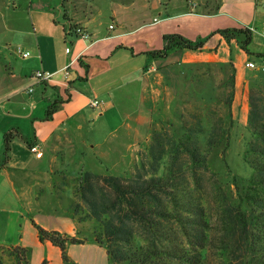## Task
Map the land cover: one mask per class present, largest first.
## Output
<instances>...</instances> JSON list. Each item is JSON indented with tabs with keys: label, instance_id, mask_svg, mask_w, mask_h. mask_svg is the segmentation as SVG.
<instances>
[{
	"label": "crops",
	"instance_id": "0c3cea01",
	"mask_svg": "<svg viewBox=\"0 0 264 264\" xmlns=\"http://www.w3.org/2000/svg\"><path fill=\"white\" fill-rule=\"evenodd\" d=\"M183 1L96 0L88 8L99 9L90 14L78 13L65 0L0 2V244L31 248V264H43L45 260L66 264L59 247L40 241L35 222L44 229L84 240L68 246L73 262L110 264L107 248L95 239L96 225L86 222L84 227L83 221L72 216L69 206L73 195L64 209L51 198L70 176L77 177L82 169L93 171L88 158L94 156L97 160L98 149L106 173L122 165L117 175L130 176L140 164L141 152L147 151L123 140L124 132L133 131L125 126L116 105L117 96L126 87L129 92L138 77L187 56L231 61L236 69L235 111L239 91L245 88L246 92L253 72L246 63L254 61V55L247 54L237 39L228 42L218 31L250 28V50L264 53L254 48L255 34L261 32L258 28H264L263 0ZM106 5L109 17L103 15ZM154 12L159 17L152 18ZM155 18L159 22L154 23ZM112 23L114 29L109 28ZM76 24L90 31V40L71 31ZM170 35L205 45L197 51L174 49L167 57L154 54L164 48L165 36ZM27 51L31 54L23 56ZM68 64L71 73L66 78L63 69ZM38 70L53 72L54 78L38 82L34 78ZM94 100L100 102V112H95L99 106L93 107ZM49 107L54 111L47 117ZM242 110L248 119L247 102ZM100 119L108 128L97 127ZM9 132L19 137L13 140L10 160L5 163V136ZM109 139H113L110 144ZM28 142L37 144L43 156L31 152ZM86 142L90 149L84 146ZM72 147L78 149L76 158L80 160L74 159L79 168L73 172L66 170L71 164L68 158ZM20 222L22 228L16 236L5 235V228ZM85 230L88 232L83 233Z\"/></svg>",
	"mask_w": 264,
	"mask_h": 264
},
{
	"label": "trees",
	"instance_id": "16d2710c",
	"mask_svg": "<svg viewBox=\"0 0 264 264\" xmlns=\"http://www.w3.org/2000/svg\"><path fill=\"white\" fill-rule=\"evenodd\" d=\"M218 33L228 42L237 39L247 54L264 57L249 48L250 28ZM165 42L154 54L167 57L174 49L197 51L205 45L179 35L165 36ZM230 66L227 95L184 111L180 135L167 124L154 129L148 152H141L130 176L82 171L69 210L79 221L97 222L94 236L107 248L110 264H264V91L256 93L254 85L249 90L251 138L244 159L252 174L240 202L233 201L211 163L213 151L229 136L227 119L236 89V69L232 62ZM53 109L48 108L47 117ZM18 135L5 136V163ZM34 226L41 242L59 247L66 264H77L67 248L84 240ZM30 258L29 247L0 244V264H31Z\"/></svg>",
	"mask_w": 264,
	"mask_h": 264
},
{
	"label": "rangeland",
	"instance_id": "374dc122",
	"mask_svg": "<svg viewBox=\"0 0 264 264\" xmlns=\"http://www.w3.org/2000/svg\"><path fill=\"white\" fill-rule=\"evenodd\" d=\"M4 1L5 0H0V2ZM65 1L68 7L70 6L81 14H90L99 9L98 7V9L94 11L93 8H88L93 7L94 5L90 6L88 4L96 0ZM183 2L186 4V0ZM102 9L104 12L103 15L109 17L107 5ZM261 10L263 11L264 7H262ZM154 16L159 17L157 12H154L151 17L153 18ZM263 29L264 28H258L261 32L255 34L256 38L254 43V48L262 51H264ZM253 60L258 65L262 64V58L257 55H254ZM230 63L231 61L223 62L212 57L197 59L196 56H187L175 61L169 66L158 68L135 79L131 85L132 88H129L130 91L128 92V87H126L123 93L117 96L118 98L116 100V105L119 106L122 112L125 126L132 127L131 130L133 131L128 133L124 132L123 140L125 142H135L137 145L142 146L141 149L143 150L140 151L145 150L148 152L154 129H159L167 124L180 135L182 133L181 115L184 111L193 108L197 104L217 103L219 98L227 95V79L231 72ZM250 69H252L253 72L249 76L246 92L245 88L239 91L237 100L238 106H236L235 111L232 106V115L227 119L228 139H226L220 147L216 148L211 155L213 168L220 174L233 201L237 203L241 201L240 194L243 192V188L252 174V169L244 159V153L251 138V133L247 127L248 119H245L242 109L244 103H248L249 90L252 85L256 88V93H260V91L257 90L264 91V71L253 68ZM244 83L246 84V82ZM99 108L100 104L95 112H100ZM100 120H102V122L100 121L97 127L108 128V125H106L103 119ZM108 124L110 123L108 122ZM203 139H205V136ZM112 140L113 139H109L108 144H110ZM77 144L82 143L77 142ZM89 145L90 144L86 142L84 146L90 149L88 147ZM69 150H71V153L68 160H70L71 164L66 170L73 172V170L79 168V166L74 163V159L76 161L78 160V162L80 160L76 158V151L78 152L77 148L73 149L72 147ZM100 151V149L97 151V160L94 159V156L88 158L92 162L88 165L89 169L101 174L117 175L118 169H122L123 166L118 165L112 173H106V168L103 164H100L101 158L98 157V155L100 156ZM88 152H90V150H88ZM90 154L92 153L90 152ZM59 155L61 159H64V156H61V154ZM82 171L85 170L82 169L81 172H78V174H76L77 177L70 176L68 186L61 182L64 186L61 197H59L56 189L53 192V197L51 199L57 202L61 209L67 207L72 195H74L72 188L77 184ZM47 196L46 194L45 197ZM56 198L59 200L56 201ZM21 219L22 217H20V221H22ZM86 222L97 224L94 219H90L83 221L84 227ZM21 224L22 222L14 227L11 225V227L5 228V235H9L10 238L16 236L19 230L21 231ZM89 228L91 227L89 226ZM2 231L3 230H0V232ZM87 232L86 230L83 231V233Z\"/></svg>",
	"mask_w": 264,
	"mask_h": 264
},
{
	"label": "built area",
	"instance_id": "2783aa9c",
	"mask_svg": "<svg viewBox=\"0 0 264 264\" xmlns=\"http://www.w3.org/2000/svg\"><path fill=\"white\" fill-rule=\"evenodd\" d=\"M12 2H14L15 0H11ZM262 7H264V0L261 3ZM159 22V20L157 18L154 19V23ZM110 29H114L115 25L112 23L109 26ZM71 31L79 38L83 39V40H90L91 39V33L90 31L81 24H76L74 26H72ZM18 50L22 53V48L18 47ZM71 48L67 47L66 52L70 53ZM31 53L29 51L23 53V56H29ZM72 64V63H71ZM71 64H68L64 69V74L65 77L68 78L70 76V68H71ZM246 66L249 68H253V69H259L261 71H264V57H262V64L258 65L255 61H248L246 63ZM55 73L53 72H48V71H44V70H38L36 71V73L34 74V78L37 79L38 82H50L53 78H54ZM29 91H33V88H30ZM100 102L98 100H94L92 102L93 107H97L99 106ZM30 150L31 152H33L37 157H42L43 156V152L40 150L39 146L37 144H32L30 146Z\"/></svg>",
	"mask_w": 264,
	"mask_h": 264
}]
</instances>
